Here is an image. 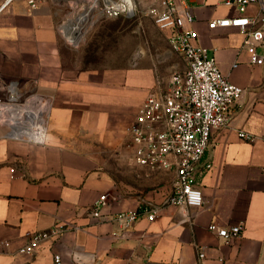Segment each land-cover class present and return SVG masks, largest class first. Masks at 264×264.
I'll return each instance as SVG.
<instances>
[{"label": "crops", "instance_id": "1", "mask_svg": "<svg viewBox=\"0 0 264 264\" xmlns=\"http://www.w3.org/2000/svg\"><path fill=\"white\" fill-rule=\"evenodd\" d=\"M33 1L0 0L1 88L13 84L20 96L37 93L50 101L44 144L5 137L0 128V241L8 242L0 264H54V254L61 264H186L196 263V246L204 250L202 264H264V65L250 64L237 28L208 26L236 9L223 0H175L178 14L187 8L194 17L184 28L195 31L222 73L244 89L228 126L211 134V168L197 176L201 206L164 205L153 220L141 217L123 229L111 216L93 217L91 205L106 193L104 212L114 214L146 201L159 204L169 192L173 171L155 172L148 181L156 187L138 197L114 193L111 170L148 173L132 164L128 127L146 94L168 77L157 76L144 56L101 70L65 66L59 24L68 0ZM255 10L251 4L245 13ZM256 51L264 55V47ZM175 68H183L182 60ZM238 130L258 138L243 140ZM211 222H241L243 229L225 240L208 230ZM55 223L67 229L32 253L19 252L30 233Z\"/></svg>", "mask_w": 264, "mask_h": 264}, {"label": "built area", "instance_id": "2", "mask_svg": "<svg viewBox=\"0 0 264 264\" xmlns=\"http://www.w3.org/2000/svg\"><path fill=\"white\" fill-rule=\"evenodd\" d=\"M81 1L78 10L59 24L61 35V26L82 12L86 14V31L104 18H147L159 30L167 33L169 49L178 54L183 62L182 69L172 70L164 84L155 85L146 94L128 127L132 164L147 172L173 171L169 192L159 204L146 201L137 209L114 214L104 212L109 202L105 193L93 201L91 215L99 220L111 216L123 229H128L141 217L153 220L164 205L183 208L201 206L203 194L198 187L197 176L211 168L208 155L211 134L214 130L228 126L233 108L244 89L230 82L222 73L214 55L198 43L195 31L184 28V23H192L194 17L187 8L183 15L178 14L174 9L175 0ZM178 1L184 3V0ZM30 2L34 6V1ZM222 3L236 9L237 13L210 20L209 28H237L243 36L241 46L247 49L250 64L264 65V55L256 51L258 47H264V0H223ZM251 4L256 6V10L248 15L245 12ZM8 98L0 100V104L10 103ZM21 104L30 105L37 112L45 107V121L37 127L34 138L14 136L9 127L0 124V127H5L4 136L44 144L47 139L49 99L31 93ZM36 126L34 124L32 128ZM237 136L246 141L258 138L244 130H238ZM112 198L116 199L115 196ZM207 228L223 239L231 240L241 234L243 224L218 225L211 222ZM66 229L64 224L55 223L46 230L32 232L19 252L32 253L42 241L51 240ZM7 244L5 240L0 241V250ZM196 248V263L186 264H202L204 250L201 246ZM53 261L54 264H61L60 256L54 254Z\"/></svg>", "mask_w": 264, "mask_h": 264}, {"label": "rangeland", "instance_id": "3", "mask_svg": "<svg viewBox=\"0 0 264 264\" xmlns=\"http://www.w3.org/2000/svg\"><path fill=\"white\" fill-rule=\"evenodd\" d=\"M81 4V0H68L63 7L64 15L61 22L70 17L72 12H76ZM66 27L70 33L68 36L76 40L79 35L76 34L75 29H72L69 22ZM60 38L64 65L79 70H101L134 65L136 60L144 56L154 65L156 75L166 79L173 70V64L181 63L177 55L169 53L163 32L147 19L123 16L104 18L89 27L77 44L61 34ZM7 85L6 83L4 88H1L0 84L1 101L7 99ZM30 94L21 95L18 103H24ZM0 128L5 132V127ZM111 170L115 180L114 193L140 197L156 187L148 180H153L158 173L134 171L128 166H117ZM126 171L130 174L125 173Z\"/></svg>", "mask_w": 264, "mask_h": 264}, {"label": "bare ground", "instance_id": "4", "mask_svg": "<svg viewBox=\"0 0 264 264\" xmlns=\"http://www.w3.org/2000/svg\"><path fill=\"white\" fill-rule=\"evenodd\" d=\"M85 21L86 14L84 12L78 13L73 17L69 18L67 22H65L61 26L62 32L68 37V39L77 44L85 35ZM72 26V29H75L76 34L79 37L76 40H72L68 34L70 33L67 30L66 24ZM70 30V28H68ZM19 93L16 90L15 86L12 84L9 86L8 99L10 103L0 104V124L6 125L10 129V133L14 136H22L25 137H35V132H37V127L42 125L45 121L46 110L45 107H41L37 112L33 110L30 105H23L16 103V100L19 98ZM26 113V115H24ZM37 125L35 128H32L33 125Z\"/></svg>", "mask_w": 264, "mask_h": 264}]
</instances>
